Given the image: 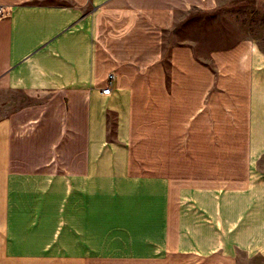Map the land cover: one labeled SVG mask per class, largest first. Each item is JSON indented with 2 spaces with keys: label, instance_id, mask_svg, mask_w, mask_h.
Masks as SVG:
<instances>
[{
  "label": "crops",
  "instance_id": "obj_1",
  "mask_svg": "<svg viewBox=\"0 0 264 264\" xmlns=\"http://www.w3.org/2000/svg\"><path fill=\"white\" fill-rule=\"evenodd\" d=\"M236 3L264 22V0H0V264L264 257V34L186 37Z\"/></svg>",
  "mask_w": 264,
  "mask_h": 264
},
{
  "label": "rangeland",
  "instance_id": "obj_2",
  "mask_svg": "<svg viewBox=\"0 0 264 264\" xmlns=\"http://www.w3.org/2000/svg\"><path fill=\"white\" fill-rule=\"evenodd\" d=\"M250 16V5L245 6L244 3H236L230 8L223 6L214 11L198 12L189 24L186 37L200 45L203 42L208 45H227L244 34H264V22L247 23L246 20L254 18ZM261 166L264 167V160ZM237 264H264V257L243 258Z\"/></svg>",
  "mask_w": 264,
  "mask_h": 264
},
{
  "label": "built area",
  "instance_id": "obj_3",
  "mask_svg": "<svg viewBox=\"0 0 264 264\" xmlns=\"http://www.w3.org/2000/svg\"><path fill=\"white\" fill-rule=\"evenodd\" d=\"M8 15V11L5 9V7H1L0 6V19L7 16ZM110 79L113 78V74H110ZM111 90V84L109 83L105 88H103V92L104 93H109Z\"/></svg>",
  "mask_w": 264,
  "mask_h": 264
}]
</instances>
